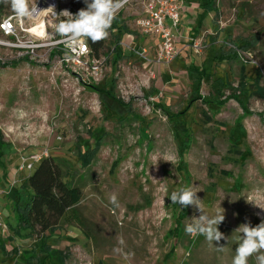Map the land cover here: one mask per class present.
<instances>
[{
  "label": "rangeland",
  "instance_id": "374dc122",
  "mask_svg": "<svg viewBox=\"0 0 264 264\" xmlns=\"http://www.w3.org/2000/svg\"><path fill=\"white\" fill-rule=\"evenodd\" d=\"M211 1L182 0L178 29L186 34L177 36L178 55L168 65L146 63L121 45L144 47L150 58L159 47L137 25L142 0L117 13L130 33H109L99 56H89L101 62L96 74L60 64L49 45L59 32L34 55H24V43L35 40L26 18L17 40L0 33V264L21 263L26 250L34 264H232L243 235L237 229L264 222V98L255 94L264 92V0ZM0 2V20L16 14L10 0ZM69 5L73 15L86 8L81 0ZM196 39L199 52L191 47ZM225 42L251 43L245 51L255 64H243ZM195 65L206 70L198 91ZM233 94L246 100L249 115L233 99L212 103ZM44 149L81 198L54 233L26 236L14 230L13 209L28 201L21 184L32 172L19 165ZM182 187L197 191L210 217L223 213V239L210 244L185 232L202 212L172 203ZM248 264H257L256 255Z\"/></svg>",
  "mask_w": 264,
  "mask_h": 264
},
{
  "label": "built area",
  "instance_id": "2783aa9c",
  "mask_svg": "<svg viewBox=\"0 0 264 264\" xmlns=\"http://www.w3.org/2000/svg\"><path fill=\"white\" fill-rule=\"evenodd\" d=\"M143 10L140 18L137 20V25L146 36L156 37L159 41V47L150 58L146 48L139 47L138 50L121 42V45L127 49H131L142 61L146 63H153L156 65L171 63L178 51L176 48V33L181 20L182 0H142ZM70 0H35L33 6H37L41 10L39 14L33 18H27L33 24L32 43L28 42L24 48H27L24 55H34V50L42 46L40 41L50 34L58 31V25L61 20L66 17L60 16V13L70 10ZM72 14V13H71ZM25 18H20L16 14H11L0 20V33L5 37H14L16 40L19 36V31L23 29ZM52 49L57 50L59 61L65 68H72L73 70H88L93 74L98 73L100 61L98 59L89 60L90 48L84 39H81L78 46H73L69 43L68 37L60 34V37L49 44ZM232 53L243 64H255L248 52L241 47L234 46L225 42ZM192 49L199 52L203 46L200 40H194L191 45ZM264 76V74H262ZM48 150L44 149L40 152L30 154L19 165V170H27L32 172L38 163L45 157H48Z\"/></svg>",
  "mask_w": 264,
  "mask_h": 264
},
{
  "label": "trees",
  "instance_id": "16d2710c",
  "mask_svg": "<svg viewBox=\"0 0 264 264\" xmlns=\"http://www.w3.org/2000/svg\"><path fill=\"white\" fill-rule=\"evenodd\" d=\"M1 1V0H0ZM201 4L206 7L212 3L211 0H200ZM83 5L87 7L84 0H81ZM2 3L0 2V10L2 8ZM203 11L199 15V19H202ZM120 14H117L113 20L111 28L108 30L109 33L116 31L117 33H130L128 28L120 22ZM201 16V18H200ZM193 33L195 30H192ZM89 48L90 56L98 57L99 52L104 47V40L100 42H92L91 39L87 40L85 38ZM251 43L246 42L243 45L242 49H247L250 47ZM231 53L232 51L229 50ZM56 51H53L55 54ZM21 60L29 61L27 56L21 58ZM10 63V65H12ZM244 65L242 70H244ZM193 70L197 73V78L195 81V89L198 91L201 79L206 75L205 68H199L197 65L193 67ZM259 78H256L255 83H258ZM242 83V82H241ZM97 93H102V90L95 88ZM259 91H262L258 89ZM256 92V96L259 98H264V92ZM218 93H220L218 91ZM226 99H233L240 106L244 115H249L251 112L245 106L246 100L240 96L233 94L224 97L222 100H219L215 103L217 106L222 105L226 102ZM184 111V110H183ZM101 141L98 140L95 142V147L87 156H82V163L87 165L90 161V158L93 157L98 147L100 146ZM3 146L0 144V154L3 151ZM64 174L60 164L52 158L51 156L43 158L35 169L30 173L22 182L21 187L27 190L29 195L28 201L20 206L19 204L14 206V218L16 220L15 231H26V236L30 234L43 235L44 233L52 234L56 231L61 219L66 215L68 211L73 209L74 205L77 204L81 198L80 187L63 180ZM183 211V212H182ZM178 215L179 217L176 220V225L173 229L170 230V233L173 236H178L181 232V220L184 217L186 210L185 208ZM21 235V233H19ZM41 251L47 254L49 248L47 244L42 241ZM1 247V246H0ZM1 249V248H0ZM48 250V251H47ZM50 255V254H47ZM22 261L18 264H34L33 256L30 252L24 251L22 255Z\"/></svg>",
  "mask_w": 264,
  "mask_h": 264
},
{
  "label": "clouds",
  "instance_id": "9594fccd",
  "mask_svg": "<svg viewBox=\"0 0 264 264\" xmlns=\"http://www.w3.org/2000/svg\"><path fill=\"white\" fill-rule=\"evenodd\" d=\"M8 2V0H5ZM11 6L20 18H33L41 10L37 6H30L28 0H10ZM86 8L79 10L75 15L65 10L60 16L66 17L58 25L60 34L68 37L69 43L78 46L81 39H91L92 42H100L109 36V29L113 20L120 9H122L128 0H84ZM191 187H182L173 191L170 199L173 204L183 207L193 206L202 212L199 218H192L193 222L186 225L185 232L189 235H203L206 240L212 244L213 241H220L224 234L218 230L224 220L223 213L215 216H209L201 207V200ZM111 202L118 206V200L115 195L111 197ZM239 230L243 235L237 238L236 254L233 257L232 264H248L251 256L256 255L257 264H264V222L252 227L248 224L241 225ZM120 244L124 241L121 239ZM218 251H223L224 247H216Z\"/></svg>",
  "mask_w": 264,
  "mask_h": 264
},
{
  "label": "crops",
  "instance_id": "0c3cea01",
  "mask_svg": "<svg viewBox=\"0 0 264 264\" xmlns=\"http://www.w3.org/2000/svg\"><path fill=\"white\" fill-rule=\"evenodd\" d=\"M183 10V9H182ZM180 22H181V20H180ZM189 25H190V23H189ZM185 31V30H184ZM183 30H180V32H179V30H178V32L176 33V38H177V36L179 35V36H182V34H186V31L184 32ZM178 36V37H179ZM176 46H177V44H176ZM230 53V52H229Z\"/></svg>",
  "mask_w": 264,
  "mask_h": 264
}]
</instances>
